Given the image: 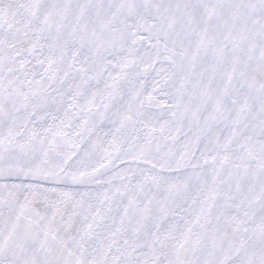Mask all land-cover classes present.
I'll return each instance as SVG.
<instances>
[{
  "label": "snow or ice",
  "instance_id": "1",
  "mask_svg": "<svg viewBox=\"0 0 264 264\" xmlns=\"http://www.w3.org/2000/svg\"><path fill=\"white\" fill-rule=\"evenodd\" d=\"M0 264H264V0H0Z\"/></svg>",
  "mask_w": 264,
  "mask_h": 264
}]
</instances>
